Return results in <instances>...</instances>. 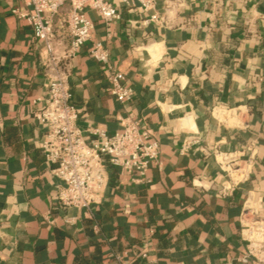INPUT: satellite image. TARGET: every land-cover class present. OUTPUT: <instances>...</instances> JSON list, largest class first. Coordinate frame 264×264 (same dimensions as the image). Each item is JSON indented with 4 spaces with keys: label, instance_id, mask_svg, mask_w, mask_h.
Here are the masks:
<instances>
[{
    "label": "crops",
    "instance_id": "0c3cea01",
    "mask_svg": "<svg viewBox=\"0 0 264 264\" xmlns=\"http://www.w3.org/2000/svg\"><path fill=\"white\" fill-rule=\"evenodd\" d=\"M21 5L0 0V264H115L116 254L134 264L240 257L248 196L264 218V0L122 7L110 31L87 10L91 42L109 50L135 96L123 104L108 93L110 72L88 57L87 44L69 80L79 125L113 135L124 118L139 120L159 143L162 162L144 183L109 169L103 201L91 213L57 202L61 181L44 161L45 131L34 118V101L47 96V53L11 13ZM216 152L236 156L244 172L234 174L226 195Z\"/></svg>",
    "mask_w": 264,
    "mask_h": 264
},
{
    "label": "built area",
    "instance_id": "2783aa9c",
    "mask_svg": "<svg viewBox=\"0 0 264 264\" xmlns=\"http://www.w3.org/2000/svg\"><path fill=\"white\" fill-rule=\"evenodd\" d=\"M156 1L21 0L22 5L11 11L17 19L26 22L34 39L45 44L47 57L43 66L47 96L34 101L39 106L34 118L45 131L41 142L44 161L61 181L56 186L57 202L67 210L91 213L103 201L111 168L135 174V182L144 183L152 167L162 166L160 145L139 120L124 118L121 129L113 135L100 127H80V114L73 104L69 83L73 58L90 43L88 57L110 72L108 93L123 104L133 101L135 90L123 73L113 70L109 50L100 42H91L94 25L86 12H97L110 31L113 23L121 19L122 7L149 12L156 9ZM150 21H157V16L151 14ZM215 161L228 178L227 184L219 190L226 195L237 182L234 174L244 172L233 154L216 152ZM259 211L254 198L248 196L240 217L244 252L222 264H264V218ZM75 219L67 217L66 221L72 223ZM139 256L147 259L145 252ZM115 261V264H134L125 262L122 254H116Z\"/></svg>",
    "mask_w": 264,
    "mask_h": 264
},
{
    "label": "bare ground",
    "instance_id": "6f19581e",
    "mask_svg": "<svg viewBox=\"0 0 264 264\" xmlns=\"http://www.w3.org/2000/svg\"><path fill=\"white\" fill-rule=\"evenodd\" d=\"M221 116V113H218Z\"/></svg>",
    "mask_w": 264,
    "mask_h": 264
}]
</instances>
